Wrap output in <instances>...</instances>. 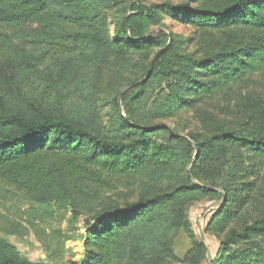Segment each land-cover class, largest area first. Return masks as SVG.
Masks as SVG:
<instances>
[{"label":"trees","instance_id":"trees-1","mask_svg":"<svg viewBox=\"0 0 264 264\" xmlns=\"http://www.w3.org/2000/svg\"><path fill=\"white\" fill-rule=\"evenodd\" d=\"M166 18L193 37L165 32ZM128 55L143 59L141 77L104 85L101 67ZM257 74L264 0H0V187L84 218L85 258L67 264H264V210L248 214L264 95H242L234 120L213 119L205 135L163 123ZM205 201L216 256L189 221ZM0 264L58 263L0 237Z\"/></svg>","mask_w":264,"mask_h":264},{"label":"rangeland","instance_id":"rangeland-1","mask_svg":"<svg viewBox=\"0 0 264 264\" xmlns=\"http://www.w3.org/2000/svg\"><path fill=\"white\" fill-rule=\"evenodd\" d=\"M169 1L175 5L187 2V0ZM165 24V32H173L183 38L193 37L195 32L192 26H184L179 21L170 18H166ZM194 48L192 47V50ZM125 59L129 60L122 61V64H127V66L120 64L121 66L117 67L118 64L112 62L101 67L104 85L114 86L115 90L121 87L125 90L131 79L135 76L141 77L142 73L138 71L144 63L143 59L135 55L132 57L128 55ZM119 83H121L120 87L117 85ZM248 94L264 95L262 75L253 76L246 83H235L213 97L203 100L198 111L183 110L171 120L163 123L184 136L205 135L213 119L217 121L234 120L236 102L242 95ZM110 96H112L111 92ZM103 111L108 114L110 108L104 107ZM257 180L258 189L251 195L248 207V214L252 217L258 216L264 210V162ZM215 206L213 201H205L194 205L189 211L192 229L197 239L207 245L210 256H216L219 245L212 235L205 232L211 211L215 209ZM85 234L83 217L73 220L70 210H62L55 206L49 210L39 208L8 186L0 187V237L15 245L21 255L30 261L58 264L82 261L86 254ZM191 248L189 235L182 231L175 241V253L180 258H184Z\"/></svg>","mask_w":264,"mask_h":264}]
</instances>
